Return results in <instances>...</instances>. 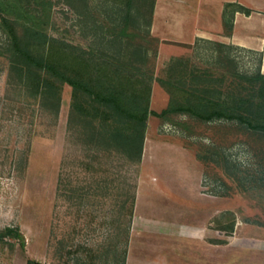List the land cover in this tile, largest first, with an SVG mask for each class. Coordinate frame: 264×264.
Instances as JSON below:
<instances>
[{"label": "rangeland", "instance_id": "obj_1", "mask_svg": "<svg viewBox=\"0 0 264 264\" xmlns=\"http://www.w3.org/2000/svg\"><path fill=\"white\" fill-rule=\"evenodd\" d=\"M211 8L216 12L217 3ZM1 14L85 48L91 44L65 0H33L30 7L0 0V44L7 37ZM210 46L199 41L195 49L185 47V55L210 65ZM233 54L243 72L260 63L258 52L237 46ZM164 63L157 58L156 76ZM71 100L72 87L65 84L58 116L48 112L10 86L7 60L0 55V230L18 226L23 234L0 241V264H27L28 258L48 264H120L124 257L130 215L119 214V188L101 187L90 200H81L70 197L71 187H59L61 172L71 176L84 154L68 126ZM168 101V92L154 81L151 108L160 111ZM171 118L149 116L142 161L127 171L128 181L137 183L136 199L141 190V200L154 203L141 204L140 210L186 224L196 237L187 241L189 264H196V255L197 264H203L207 251L209 264H264V137L229 123ZM216 147L218 163L209 159Z\"/></svg>", "mask_w": 264, "mask_h": 264}, {"label": "trees", "instance_id": "obj_2", "mask_svg": "<svg viewBox=\"0 0 264 264\" xmlns=\"http://www.w3.org/2000/svg\"><path fill=\"white\" fill-rule=\"evenodd\" d=\"M19 1L30 7L33 0ZM156 1L65 0L80 17L83 34L91 38L89 48L1 14L7 37L0 44V55L7 60L10 86L25 91L55 116L64 85L72 87L68 126L84 154L71 176L61 172L59 187L65 191L71 187L70 197L81 200H90L101 187H118L123 198L119 214L130 215L127 242L137 195V183L128 181L127 171L142 161L151 114L164 120L186 115L198 123H229L264 137L261 58L256 70L243 72L233 54L237 46L197 38L195 43L181 44L195 49L199 41L210 43L214 57L210 65H200L185 54L173 56L156 76L162 42L151 32ZM237 11L249 14L251 9L226 4L224 27L229 35ZM154 81L169 94L160 111L151 108ZM187 123L181 124L190 129ZM220 151L211 149L209 159L218 163ZM118 222L119 230L123 221ZM8 238L22 239L20 228L1 229L0 241ZM118 244L119 240L114 246ZM126 252L127 247L120 264H125ZM27 264L48 263L28 258Z\"/></svg>", "mask_w": 264, "mask_h": 264}, {"label": "crops", "instance_id": "obj_3", "mask_svg": "<svg viewBox=\"0 0 264 264\" xmlns=\"http://www.w3.org/2000/svg\"><path fill=\"white\" fill-rule=\"evenodd\" d=\"M213 2L217 3L214 13ZM203 3L204 7H201ZM228 3H239L251 9L249 14L235 12L230 35L224 27V10ZM151 32L162 41L158 59L165 60L164 66L171 57L185 54V46L181 43H195L197 38H204L260 53L264 73V0H157ZM176 47L178 50L173 49ZM140 197L141 190L135 202L125 264H189L193 261L187 241L196 237L187 232L186 224L157 216L147 209L140 210L141 204L147 207L154 204L152 200L142 201ZM163 239L173 242H150ZM183 252L191 257L183 256ZM195 257L197 264L200 257ZM201 260L203 264H209L208 251L206 261L203 256Z\"/></svg>", "mask_w": 264, "mask_h": 264}]
</instances>
